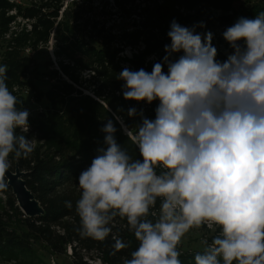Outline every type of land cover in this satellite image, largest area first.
<instances>
[{"label": "clouds", "instance_id": "clouds-1", "mask_svg": "<svg viewBox=\"0 0 264 264\" xmlns=\"http://www.w3.org/2000/svg\"><path fill=\"white\" fill-rule=\"evenodd\" d=\"M198 27L205 22L189 27L173 19L171 42L150 72L118 73L124 99L158 101L154 118L127 109L139 118L135 131L115 116L139 158L117 142L108 119L101 128L106 147L78 176L81 235L104 240L113 217H126L139 245L124 264H182L178 245L204 225L218 226L219 234L204 241L195 264H264V11L226 28L232 51L224 60L214 34ZM7 70L0 65V190L12 161L35 147L26 136L29 110L17 106ZM127 246L116 241L117 250Z\"/></svg>", "mask_w": 264, "mask_h": 264}, {"label": "trees", "instance_id": "trees-1", "mask_svg": "<svg viewBox=\"0 0 264 264\" xmlns=\"http://www.w3.org/2000/svg\"><path fill=\"white\" fill-rule=\"evenodd\" d=\"M235 1L238 0H164L162 5L157 6L153 12L155 20L147 22L143 28L147 29L148 24L158 27L164 37L169 38L167 32L173 19L181 25L189 27L196 22L203 21L205 27H198L197 32L211 31L214 38L218 26L229 27L239 17L254 18L259 12L264 11V0H243V6L239 8L235 6ZM118 3L121 4L119 1ZM70 5L72 6L71 3ZM14 6H17L15 2L0 0V9L6 10L7 8L8 10ZM182 7L185 8L184 12L180 11ZM212 8L220 9L224 14L218 17L212 13ZM31 10L29 6L25 7V11ZM143 11L147 12L148 8ZM41 12L40 8L33 12L39 17L38 25L34 26V30L13 39L12 46L9 42L10 49L3 52L4 58L1 64L8 66L6 83L10 90L18 82L27 85L34 93L35 99L45 105L46 112L43 114V118L36 117V119L30 120L29 117L30 130L26 136L32 138L35 145L34 151L27 158L13 160L10 168L19 167L21 171L25 172L24 179L27 187L44 208V214L39 217H28L17 205L8 186L5 190H0V193L7 198L6 205L0 208V260H15L20 264H52L49 256L63 255L66 253L67 247L70 246L73 250L71 254L74 259L73 264H87L83 261V256L93 252L98 255L101 264H124L126 259H131V253L139 245L134 233L129 230L126 217L122 218L119 215L113 217L108 225L111 232L104 240L81 235L80 218L75 211L76 201L80 198L82 191L78 185V176L91 164L92 159L97 155V149L106 147L103 143L105 134L101 128L108 119H113L117 127L115 133L117 142L128 151L133 159L139 158L138 149L123 132L120 123L115 120V116H122L123 122L135 131L139 118L127 116V109L129 107L143 108V102L124 99L121 91L124 81L117 78L120 65L115 63L119 51L115 48L111 49L109 42L98 43L101 39L102 28L97 29V37H92L93 41L86 42L79 38L72 40L70 37H65V32H70L73 35L75 32L74 27L70 24L69 11H65L68 22L65 20L58 23L50 19L51 16H54L55 10L48 14H41ZM12 19L13 16L6 17L5 14L0 13V35L8 29ZM55 25V38L60 41L62 49H70V58L76 62V65L85 67L95 65V69L100 74L101 68H105L106 62H114L113 73L107 76L106 83L108 87L118 92V95L112 96L110 99L104 98L105 102L108 101L111 110L89 95H84L82 98H78L76 95L72 96L74 87L64 80L60 83L56 82L46 91H42L38 87L37 80L31 82L33 81L31 78L21 79L26 74L36 79L41 72L57 73L55 69H49L50 60L42 67L35 55L43 46L40 44H45L49 40L50 30ZM152 36L154 34L146 37L147 54L155 49L159 50L164 43V38L159 37L154 43L149 44V39ZM42 40L43 42H40ZM28 44L31 45L29 49L33 50L32 56L26 55L25 47ZM217 57L219 60L226 59L219 54ZM161 58L162 56H160ZM69 65L62 64L63 71L72 81L76 82L79 78L73 71L70 73ZM152 66L153 64H148L145 61L144 54L139 53L135 55L129 69L136 71L144 68L150 72ZM96 74L94 73V75ZM61 84L62 90L67 95L65 97L61 96ZM78 93L80 94L79 91ZM98 96L102 97L103 93L100 92ZM27 103L25 94L18 97L17 106L19 108H26ZM157 104L158 101L151 104L152 111L143 108L145 115L154 118V109ZM65 201H71L73 207L67 208ZM159 203L158 199L156 207L150 210L149 219L154 218V215L159 211ZM202 227L206 228V225ZM199 230V228H193L187 233L192 237L190 245H184V237L180 242L182 245H178V249L181 251L179 259L182 264H195V253L203 250L204 246L192 244L193 241L199 239ZM205 231L210 230L206 229ZM218 234L219 228H216L206 240L211 242L212 237ZM117 240L128 246L117 250L115 247Z\"/></svg>", "mask_w": 264, "mask_h": 264}, {"label": "rangeland", "instance_id": "rangeland-1", "mask_svg": "<svg viewBox=\"0 0 264 264\" xmlns=\"http://www.w3.org/2000/svg\"><path fill=\"white\" fill-rule=\"evenodd\" d=\"M15 2L17 6H14L11 9L6 8V10L0 9L1 14L5 16H13L11 23L8 25V29L0 35V65L4 58L3 52L8 50V44L11 43V46L14 44L15 38L21 34L31 32L34 30V26L38 25L39 17L33 14L34 11L41 9V14H48L55 10L54 16H51L50 19L56 23L64 22L68 17L70 19L71 26L74 27V35L70 32H65V37H70L73 39H84L86 42L93 41L92 37H97V29L102 28L101 39L99 44H103L104 41L109 42V46L118 49L116 55L115 63L120 65V71L125 67L129 68L132 61L134 60L135 55L144 54V59L148 64H154L158 62L160 56H164V45L169 44L170 38H165L161 33L158 27H153L148 24V28H143L144 24L147 22L155 20L153 12L155 8L159 5H162L164 0H10ZM118 1L121 3L119 4ZM72 4V6L69 4ZM76 3V4H75ZM244 1L238 0L235 1L236 7H242ZM29 6L31 11H25V7ZM148 8L147 12L143 10ZM179 8V7H177ZM212 13L218 17L222 16L224 13L220 9L212 8ZM65 11L70 12L69 16H65ZM181 12L185 11V8L180 9ZM193 14V13H192ZM57 25V24H56ZM56 25L50 30L49 40L43 45L35 55L38 63L44 67L48 60L51 61L49 66L50 70H56L55 74H48L47 72H41L37 78H32L28 74L21 77V79L31 78V82L37 80V84L40 90L46 91L52 84L62 82V80L69 82L74 87L73 95H76L78 98H82L84 95H89L93 99L100 101L105 108L111 110L108 106V101L105 102L104 98L108 97L109 99L112 96L118 95V92L112 90L111 87H108L106 83V78L108 75H112L113 63H105V68H101V73L99 74L95 69V65L91 67H85L84 65H76V62L70 58V49H62L61 43L58 39L55 38L54 32ZM218 25H220L218 23ZM151 27V28H150ZM227 27L218 26L216 29V36L213 38V45L217 48L218 54L227 58V54L232 51L229 46V43L223 38L222 33L226 30ZM169 30V29H168ZM27 32V33H26ZM138 34H133L137 33ZM33 33V32H32ZM64 33V32H63ZM133 34V35H130ZM151 34L154 36L150 37L149 44L155 42L159 37H163L164 43L163 46L158 50L155 49L147 54V40L146 37H149ZM81 37V38H80ZM71 41V40H70ZM69 41V42H70ZM40 42H43L40 41ZM31 45L28 44L25 47L26 55L32 56L33 50L29 49ZM10 49V48H9ZM222 58V57H221ZM218 59V57H217ZM62 64L69 65V71L74 72L78 76L79 80L74 82L69 76H67L62 68ZM45 71V69H44ZM119 71V72H120ZM94 73H97L94 75ZM14 94L19 97L22 94L27 96L28 103L26 104V109L29 110L30 120L36 119V117H44L46 112L45 105L38 102L34 93L31 91L30 87L27 85H22L16 83L13 87ZM12 89V90H13ZM80 92V94L78 93ZM103 93L102 97H99L98 94ZM61 96H67L62 90L61 84ZM142 107L144 109L152 111L151 104H146L143 102ZM64 111V108H62ZM155 113V112H154ZM30 130V127H29ZM6 196L0 193V208L6 205ZM216 228H219L216 225H206L205 227H200L199 239L193 241L192 244H198V246H205L204 241L208 238L212 231ZM206 229L210 231H205ZM204 230V231H203ZM191 235L186 234L184 236L185 244L190 243ZM179 245H182L181 243ZM190 245V244H189ZM178 251H180L178 249ZM73 253L72 248L67 247V251L63 255L54 256L50 255L49 259L52 264H73ZM181 253V251H180ZM58 260L60 261L58 263ZM83 261L87 264H101V261L98 258L96 253H90L83 256ZM0 264H20L18 261H8L0 260Z\"/></svg>", "mask_w": 264, "mask_h": 264}, {"label": "water", "instance_id": "water-1", "mask_svg": "<svg viewBox=\"0 0 264 264\" xmlns=\"http://www.w3.org/2000/svg\"><path fill=\"white\" fill-rule=\"evenodd\" d=\"M24 177L25 172L21 171L19 167L9 169L6 173L7 185L11 189L22 212L28 217H39L44 214V208L28 189Z\"/></svg>", "mask_w": 264, "mask_h": 264}]
</instances>
